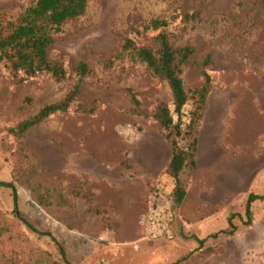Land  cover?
Returning a JSON list of instances; mask_svg holds the SVG:
<instances>
[{"label":"rangeland","instance_id":"1","mask_svg":"<svg viewBox=\"0 0 264 264\" xmlns=\"http://www.w3.org/2000/svg\"><path fill=\"white\" fill-rule=\"evenodd\" d=\"M34 2L0 0V23ZM87 6L48 49L49 60L63 65V79L14 76L0 62V180L14 184L21 216L54 238L16 218L11 190L2 187L0 264H264V200L251 203V224H244L248 195L264 194V0H87ZM152 19L167 25L147 27ZM160 32L173 46L195 48L180 74L188 95L183 123L204 73L209 91L197 165L181 177L186 194L174 206V236L147 240L137 223L144 198L169 177L170 146L154 113L164 102L174 121L177 115L167 81L122 45L131 39L155 49ZM79 61L90 69L82 77ZM76 83L67 111L16 131ZM229 218L232 234L224 232Z\"/></svg>","mask_w":264,"mask_h":264},{"label":"trees","instance_id":"2","mask_svg":"<svg viewBox=\"0 0 264 264\" xmlns=\"http://www.w3.org/2000/svg\"><path fill=\"white\" fill-rule=\"evenodd\" d=\"M87 6V0H35L27 6L16 18L9 19L5 24L0 23V62H4L9 71L17 76L31 77L39 73H49L56 80L65 77L66 71L62 64L51 62L48 57V49L54 40V34L61 31L64 23L81 15ZM164 20L152 19L147 27L158 29L166 26ZM156 48L146 45H135L131 39H125L122 49L140 59L152 73L167 81L172 97L173 112L177 119L174 121L172 113L164 102H160L154 113L159 126L166 130L165 138L170 146V159L165 168V174L173 180L171 198L174 206L182 202L186 187L181 179L187 170L196 167V152L198 141V129L204 110L206 108L207 94L209 91V76L204 73L205 82L196 93L198 98L194 108L190 110L189 120L182 122V107L187 103L188 95L183 87L180 77L182 66L194 56L195 48L190 45L173 46L165 32H160L155 37ZM208 61V56L206 57ZM76 73L80 77L90 72L89 67L83 61L76 66ZM79 93V84L76 83L65 97L57 103L43 105V107L32 117L17 125L16 131L23 134L30 127L36 125L50 114L67 111L69 105L75 100ZM184 125V127H183ZM187 140L185 146H180L177 139ZM9 188L12 195V212L16 218L22 221L29 229L40 235L50 236L48 232L37 231L26 221L18 209V196L14 184L10 181H1L0 188ZM264 200V194L250 193L245 204V225L251 224L250 205L255 200ZM229 231L232 234L235 225L232 219L228 220ZM204 239H198L202 244ZM62 257L64 252L61 251ZM71 264V263H67Z\"/></svg>","mask_w":264,"mask_h":264},{"label":"built area","instance_id":"3","mask_svg":"<svg viewBox=\"0 0 264 264\" xmlns=\"http://www.w3.org/2000/svg\"><path fill=\"white\" fill-rule=\"evenodd\" d=\"M169 185L166 182L153 185L144 198V208L137 219L144 239L171 240L174 236L176 211L171 198L173 184Z\"/></svg>","mask_w":264,"mask_h":264},{"label":"crops","instance_id":"4","mask_svg":"<svg viewBox=\"0 0 264 264\" xmlns=\"http://www.w3.org/2000/svg\"><path fill=\"white\" fill-rule=\"evenodd\" d=\"M205 112H206V108L204 110L203 116H202L201 121H200L199 129H198V141H197V152H196V165H197L198 154H199V151H200V141H201V134H202V125H203V119H204ZM170 155H171V153H170ZM169 159H170V157H169ZM169 159H168V162H169ZM168 162H167V164H168ZM166 166H165V168H166ZM165 182L168 185L169 184L170 185L173 184L172 179L169 178V177H166L165 178ZM171 187H172V185H171Z\"/></svg>","mask_w":264,"mask_h":264}]
</instances>
